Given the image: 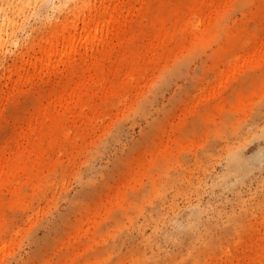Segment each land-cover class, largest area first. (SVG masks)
<instances>
[{
    "label": "rangeland",
    "instance_id": "rangeland-1",
    "mask_svg": "<svg viewBox=\"0 0 264 264\" xmlns=\"http://www.w3.org/2000/svg\"><path fill=\"white\" fill-rule=\"evenodd\" d=\"M0 27V264H264V0H0Z\"/></svg>",
    "mask_w": 264,
    "mask_h": 264
},
{
    "label": "bare ground",
    "instance_id": "bare-ground-1",
    "mask_svg": "<svg viewBox=\"0 0 264 264\" xmlns=\"http://www.w3.org/2000/svg\"><path fill=\"white\" fill-rule=\"evenodd\" d=\"M62 3L59 4L57 6H55L56 2ZM63 1L64 0H52V4H53V8H57V9H61L63 7ZM107 14L111 17L112 20H114L115 22H118V20L120 19V12L117 8V3H115V5L111 8V10L107 11ZM3 22H5V18L2 20ZM98 22H96L97 24ZM97 28L98 25L96 27L93 28V30L90 32L91 35L89 37H87L85 39V41L88 40H93L96 39L97 37ZM0 31H1V27H0ZM70 35H65L64 33L60 32L58 33V35L56 36L57 39V43L54 45V47L51 46H43L42 48V53L46 54L49 58H51L53 55H56L57 53H59V47H63L62 48V60H66V58L68 57L69 54H71L74 51V47H75V38L72 35V31L71 30H66ZM65 32V31H64ZM1 37V36H0ZM4 40L3 37L0 38V45L3 44ZM48 42V41H47ZM46 42V43H47ZM39 60H42V58H40Z\"/></svg>",
    "mask_w": 264,
    "mask_h": 264
}]
</instances>
